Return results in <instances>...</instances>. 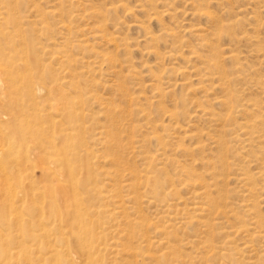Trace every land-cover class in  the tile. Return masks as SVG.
<instances>
[{
    "label": "rangeland",
    "instance_id": "1",
    "mask_svg": "<svg viewBox=\"0 0 264 264\" xmlns=\"http://www.w3.org/2000/svg\"><path fill=\"white\" fill-rule=\"evenodd\" d=\"M110 6L115 9L108 11ZM13 7L20 17L21 42L32 39L36 43L35 57L45 77L40 84H50L48 75L54 79L68 75L63 81L56 80L65 95L74 96L69 86L72 81L83 84L91 94L87 100L73 99L78 100L77 123L83 127V145L93 171L115 172L118 182L109 187L123 197L139 186L135 200L123 201L122 212L109 221L103 238L110 245L134 247L135 251L141 237L139 245L145 252H167L160 263L178 254L194 255L195 246L186 241L196 239L194 234L202 238L196 221L187 226L166 220L171 208L183 209L203 200L192 197L195 187L184 175L190 169L197 178L194 185L216 183L207 188L211 196L227 195L216 199L215 206L225 203L228 211L212 233L220 232L217 240L233 247L236 262L230 264H264V236L254 233L264 229V0H19ZM196 8L208 11L211 18L199 15ZM51 9L52 17L47 14ZM36 15L47 24L51 38L45 40L37 30ZM61 22L68 24V31L60 29ZM227 23L231 25L222 29ZM198 26L203 28L204 41L215 48L225 77L212 72L203 79L211 52L200 36L187 30ZM61 50L81 57L82 62L65 68L51 58ZM229 51L236 54L235 59L224 56ZM236 65L240 72L230 74ZM227 89L232 92L229 108L221 104ZM3 118L0 127L5 129L0 135L7 136L6 127L12 125L6 115ZM156 133L161 140L153 137ZM162 144L168 160L158 159L153 167L164 183L158 193L161 201L151 204L141 195L143 177L138 171L145 164L143 158ZM181 144L186 149L183 154L178 152ZM219 157L225 161L222 167ZM246 187L252 188L249 194H244ZM161 202L168 207L161 208ZM244 202L255 205L261 228L248 223L251 215L241 206ZM17 204L13 203L12 212L20 210ZM127 221L135 230L128 238L125 230L120 231ZM160 237H166L176 251L169 253L163 245H155L153 240ZM247 240L251 242L243 246ZM104 253L111 260L134 259L128 254L113 255L108 248ZM225 259L215 252L209 264H228ZM148 260L143 258L141 264L155 262Z\"/></svg>",
    "mask_w": 264,
    "mask_h": 264
},
{
    "label": "bare ground",
    "instance_id": "2",
    "mask_svg": "<svg viewBox=\"0 0 264 264\" xmlns=\"http://www.w3.org/2000/svg\"><path fill=\"white\" fill-rule=\"evenodd\" d=\"M18 1L0 0L3 4L0 7L3 9L0 11L1 121L6 120L3 118L6 115L12 125L5 126L7 136L0 135L2 137L0 139V264H141L143 258L155 261L153 264H209L215 252L224 256L228 264L235 263L233 247L227 245L225 240H217L222 236L220 232L212 233L215 224L221 223L222 217H225L228 211L225 203L220 208L215 206L216 199L222 200L227 195L218 193L217 196H211L207 188L210 185L215 186L216 183L200 185V182H197V185H194L197 178L190 169L185 170L184 175L189 185L195 187L192 197L203 200L192 202L189 207L183 209L171 208L166 220L187 226L192 224V221H196L202 238L194 234L196 239L191 238L186 241L195 246L197 252L194 255L178 254L160 263V260L166 258L167 252L160 254L145 252L142 250V245H139L143 240L141 237L136 241L137 252L134 251V247L124 245L118 247L116 243L110 245L103 238L111 226L109 221L114 219L115 214L116 216L119 214L123 201L135 200L139 186L132 187L133 194L129 192L123 197L113 187H109L110 183L118 182L115 179V172L108 169L102 172L93 171L90 155L83 145L81 134L83 127L77 123L81 113V111L76 112L75 108L78 100L73 99L80 97L82 100H87L92 98L91 94L84 90L83 84L72 81L69 86L74 96L65 95L57 86L56 80L63 81L68 75L55 79L48 75L50 84L47 86L40 84L45 77L35 57L36 43L32 39L28 42L20 40L18 26L20 17L14 14L13 7ZM114 9L115 6L107 8L108 11ZM196 12L208 19L211 18L206 10L196 8ZM47 14L54 16V9L49 10ZM33 23L38 25L37 30L44 35L45 40L52 37L47 24L40 17H37ZM8 24L11 25V30H8L10 27ZM230 25L231 23H227L221 28H228ZM60 29L68 31L69 26L61 22ZM97 30L102 32L101 29ZM187 30L200 36V40L204 41L201 35L203 28L198 26ZM219 34L217 32L214 35L218 37ZM14 36H17V39L13 40ZM204 42L211 56L207 65L209 72L205 73L203 79L207 80L212 72L225 77L224 69L215 59V48L207 41ZM65 52L66 50L56 51L51 58L69 69L82 62L81 57H71L72 55L69 56ZM224 56L230 59L236 58V54L231 51ZM231 70L230 74L239 73L240 67L236 65ZM225 94L221 104L228 106L232 92L227 89ZM52 112L55 115H51ZM56 117L58 118L54 119ZM4 129L0 127V130ZM153 137L161 140L158 134ZM178 147V152L182 154L186 152L182 144ZM198 147L195 146V149ZM161 158L168 160L163 144L153 154L143 158L145 164L138 171L143 177L141 195L147 203L161 201L158 193L161 184L164 183L155 175L156 170H153L155 161ZM219 162L221 167L225 164L222 157H219ZM211 165L212 169L216 167L214 162ZM256 174L261 175V171ZM250 189L252 188L246 187L244 194H249ZM13 196L18 199L16 201L9 199ZM14 202L18 203L20 209L18 212H12ZM109 203L115 206L108 208ZM158 205L163 209L168 207L167 203ZM241 206L247 215H251L249 218L251 221L248 223L257 229L261 228L262 221L256 217L255 205L244 202ZM123 228L120 231L125 230L126 238L135 233L129 221ZM236 229L234 231H237ZM260 232L261 236H264V229L254 231L257 234ZM159 233L164 231L159 230ZM250 242L251 240H247L243 246ZM149 243L151 244V241ZM153 243L163 245L169 253L176 251L166 237L153 240ZM106 248L110 249L113 255L128 254L134 259L111 260L104 253ZM136 256L140 259L137 260Z\"/></svg>",
    "mask_w": 264,
    "mask_h": 264
}]
</instances>
